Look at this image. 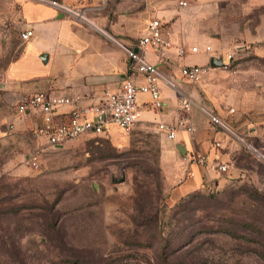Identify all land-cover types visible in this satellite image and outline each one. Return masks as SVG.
Listing matches in <instances>:
<instances>
[{"label":"rangeland","instance_id":"374dc122","mask_svg":"<svg viewBox=\"0 0 264 264\" xmlns=\"http://www.w3.org/2000/svg\"><path fill=\"white\" fill-rule=\"evenodd\" d=\"M22 1L0 0V80L24 45ZM180 1L106 0L98 10L83 11L86 18L63 14L108 42L114 38L96 30L108 31L95 16L112 20L119 13L145 14L146 20L149 14L161 16L168 37L194 40L205 21L246 46L264 43V0ZM79 4L72 8L82 11ZM204 13L222 15L205 20L197 15ZM243 58L257 57L246 53ZM32 59L27 50L20 61ZM110 134L114 141L102 134L43 145L39 166L22 158L18 174L2 161L5 153L0 156V226L12 259L26 264H264V136L243 140L226 185L202 188L169 205L156 136L139 127ZM5 252L0 251V264H18Z\"/></svg>","mask_w":264,"mask_h":264},{"label":"crops","instance_id":"0c3cea01","mask_svg":"<svg viewBox=\"0 0 264 264\" xmlns=\"http://www.w3.org/2000/svg\"><path fill=\"white\" fill-rule=\"evenodd\" d=\"M58 1L71 7L79 4L77 0ZM103 3L102 0H81L79 5L98 10ZM197 15L205 20L222 14ZM148 16L147 20L145 14L118 13L113 14L112 20L95 16L97 23L107 27L114 38L108 42L89 27L70 22L65 14L50 5L38 0L21 2L19 25L22 31L31 30L32 36L23 40L20 55L6 64L0 80V156L5 153L7 158L2 161L11 173L22 171L19 162L22 158L26 160L30 151L47 145L43 138L30 134L31 129L42 122L41 112L31 110L18 114L16 105L20 99L44 91L76 97L80 105L86 106L96 104L107 93L118 91L129 66L126 50L136 42L132 39L143 34L150 18L162 21L156 14ZM205 23L196 31L194 40L167 36L171 45L165 50L163 59L155 50L148 49L147 61L159 73L156 83L163 106L154 108L146 93L137 96L140 117L132 129L142 128L158 139V160L169 205L202 188L226 185L231 181L228 177L233 178L228 173L243 149V140L247 142L246 137L264 136V43L246 46L239 38L214 31L212 25ZM181 44L186 47V53L177 56L175 48ZM206 44L211 47L208 53L202 51ZM193 46L198 48L197 52L191 51ZM27 50L32 52L33 59L30 63H22V54ZM228 53L233 54L234 72L214 66L198 82H190L180 73V62L210 65L211 57L224 60ZM246 53L257 58H243ZM182 93L189 95L194 103L190 112L194 131L177 130L173 138H168L157 131L156 125L158 122L176 123ZM68 111L69 106L59 107L56 118H62ZM210 115L218 117L221 125H213ZM111 130L115 136L120 131L115 126L105 131L104 135L112 140ZM197 155H204L205 162L189 160ZM218 163H226L227 170L219 171Z\"/></svg>","mask_w":264,"mask_h":264},{"label":"built area","instance_id":"2783aa9c","mask_svg":"<svg viewBox=\"0 0 264 264\" xmlns=\"http://www.w3.org/2000/svg\"><path fill=\"white\" fill-rule=\"evenodd\" d=\"M57 9L63 13H76L78 17L86 18L83 11L91 6H83L82 11H75L71 6L63 4L58 0H38ZM105 2L106 0H102ZM185 1H180L185 5ZM66 15V14H65ZM102 32L107 39H112V35L107 31L96 28ZM32 36L31 30H24L20 37L25 40ZM171 45L165 34L162 21L157 17H152L146 24L145 30L138 37L133 47L126 50V57L129 61L127 72L122 80L118 91L107 93L99 102L91 105H80L78 98L68 95H54L44 91L24 95L16 105V112L23 114L31 110H37L42 114V122L31 129L30 134L35 138H43L49 146H59L65 141L76 140L86 135H102L105 131L115 126L123 134L132 130L134 124L140 117L137 106V96L139 93L149 95L154 108L160 109L164 102L160 98L159 88L156 83L159 73L156 67L147 61V52L151 48L156 51L159 58L164 57L165 50ZM177 56L186 53L184 45L176 46ZM192 52H197L198 48H190ZM203 52H210V45L206 44L202 48ZM180 73L190 82L202 80L213 68V66L192 64L186 65L182 62ZM221 70L234 72L233 54L228 53L222 63L218 66ZM193 100L185 93L180 94L178 101V119L175 124L158 122L156 129L164 133L168 138H173L177 130H184L192 133L194 127L190 121V112L193 107ZM61 106H69V111L62 118H56V110ZM213 125H221L218 117L210 115ZM253 148L252 146H249ZM187 159V158H186ZM206 157L197 155L189 160L204 163ZM26 162L33 168H37L40 163V151L32 150L26 157ZM217 168L221 172L227 170L226 163H218Z\"/></svg>","mask_w":264,"mask_h":264},{"label":"trees","instance_id":"16d2710c","mask_svg":"<svg viewBox=\"0 0 264 264\" xmlns=\"http://www.w3.org/2000/svg\"><path fill=\"white\" fill-rule=\"evenodd\" d=\"M164 180H165V178H164ZM166 185V184H165ZM195 192V191H194ZM194 192H192V193H190V194H188V195H186V196H189V195H192ZM186 196H184V197H182L181 199H184ZM180 199V200H181ZM12 212H14V213H16V211L15 210H11ZM13 214V213H12ZM14 215V214H13ZM6 235V232H5V230L3 229V227H1L0 226V251H1V249L2 248H5L6 249V252H5V254H7V256L9 257V259H11L12 260V262L14 263V262H18V264H26V263H24L23 261H22V258H14V259H12V251H11V249L10 248H8L7 249V247H8V245H10V244H8L7 243V240H5L4 239V236ZM1 256V255H0Z\"/></svg>","mask_w":264,"mask_h":264},{"label":"water","instance_id":"95a60500","mask_svg":"<svg viewBox=\"0 0 264 264\" xmlns=\"http://www.w3.org/2000/svg\"><path fill=\"white\" fill-rule=\"evenodd\" d=\"M62 14V13H61ZM222 63V59L221 58H216V57H211L210 59V65L211 66H219Z\"/></svg>","mask_w":264,"mask_h":264}]
</instances>
